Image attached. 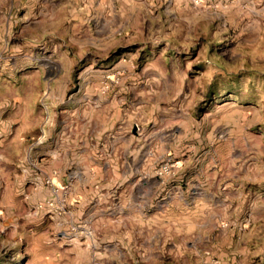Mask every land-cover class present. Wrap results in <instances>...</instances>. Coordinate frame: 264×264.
Returning a JSON list of instances; mask_svg holds the SVG:
<instances>
[{"label":"rangeland","instance_id":"obj_1","mask_svg":"<svg viewBox=\"0 0 264 264\" xmlns=\"http://www.w3.org/2000/svg\"><path fill=\"white\" fill-rule=\"evenodd\" d=\"M0 264H264V0H0Z\"/></svg>","mask_w":264,"mask_h":264}]
</instances>
